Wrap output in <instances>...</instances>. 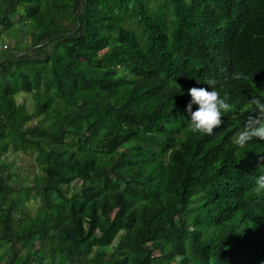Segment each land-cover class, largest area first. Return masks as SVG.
<instances>
[{
  "label": "trees",
  "instance_id": "obj_1",
  "mask_svg": "<svg viewBox=\"0 0 264 264\" xmlns=\"http://www.w3.org/2000/svg\"><path fill=\"white\" fill-rule=\"evenodd\" d=\"M209 80L232 108L193 133ZM255 98L264 0H0V154L39 166L0 159V264H264Z\"/></svg>",
  "mask_w": 264,
  "mask_h": 264
},
{
  "label": "clouds",
  "instance_id": "obj_2",
  "mask_svg": "<svg viewBox=\"0 0 264 264\" xmlns=\"http://www.w3.org/2000/svg\"><path fill=\"white\" fill-rule=\"evenodd\" d=\"M215 82L209 80L207 87H192L188 89L191 100L186 106V111L190 114V127L193 133L211 135L214 128L222 124L223 114L229 112L232 105L223 98L220 92L212 85ZM180 86V85H179ZM180 93L183 89L180 86ZM254 103L261 109L258 115L249 118L246 127L239 133L234 143L238 147H243L248 141L258 138L264 140V103L260 98H255ZM193 105H197L193 110ZM255 192L264 193V174L255 177Z\"/></svg>",
  "mask_w": 264,
  "mask_h": 264
},
{
  "label": "rangeland",
  "instance_id": "obj_3",
  "mask_svg": "<svg viewBox=\"0 0 264 264\" xmlns=\"http://www.w3.org/2000/svg\"><path fill=\"white\" fill-rule=\"evenodd\" d=\"M19 20V14L16 15ZM21 20V19H20ZM19 20V21H20ZM17 23H20L17 21ZM27 27V26H26ZM24 25V29L22 30H15L11 37H9L7 43L10 45H15L18 41L23 42L28 36L29 30H27ZM18 101L23 102L25 101L28 106L33 104V99L30 94L19 93L18 94ZM38 116L35 117L30 123L36 124L38 122ZM17 151L10 149L5 155L0 154V159L6 158L7 161L12 164L11 167H15L20 170L23 174L32 176L35 171H38V160L36 151L32 148L24 150V148H18ZM28 204L33 207L34 209L37 208V201L33 198L28 201ZM24 243H21L20 247H23ZM5 246H2L4 249Z\"/></svg>",
  "mask_w": 264,
  "mask_h": 264
}]
</instances>
